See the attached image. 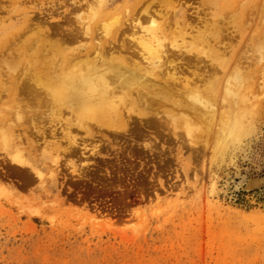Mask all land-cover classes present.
Here are the masks:
<instances>
[{
    "label": "rangeland",
    "instance_id": "374dc122",
    "mask_svg": "<svg viewBox=\"0 0 264 264\" xmlns=\"http://www.w3.org/2000/svg\"><path fill=\"white\" fill-rule=\"evenodd\" d=\"M74 1L81 7L74 9ZM93 1L0 0V58L18 56L24 44V57L33 68L40 66L41 54L30 40L40 39L37 22L51 21L46 11L53 5L58 7L53 23L61 19L57 24H64L71 11L72 18L77 13L97 28L115 15L133 10L131 19L156 8L171 15V35L179 42L192 39L182 38L179 22L184 27L189 21L191 26L206 22L211 28L218 23L225 45H233L237 57L254 68L256 80L241 91L247 101L238 106L253 111L245 118L247 131L220 149L214 132L219 119L213 132L192 135L186 123L168 125L170 117L160 113L154 128L136 119L127 132L93 125L88 136L75 127L72 135L81 145L71 155L56 149L58 139L63 147L68 142L62 138L63 123L50 124L53 107L46 93H39L46 99L39 103L47 112L42 110L43 123L56 128V136L48 128L43 139L31 133L29 117L26 129L18 122L20 93L13 104L10 92L2 91L0 264H264V50L259 46L264 0H101L102 14ZM107 14L108 22H102ZM23 70L20 66L18 74ZM6 111L11 116L2 121ZM15 125L13 132L9 128ZM198 127L203 130L207 123ZM17 156L24 164L14 163Z\"/></svg>",
    "mask_w": 264,
    "mask_h": 264
},
{
    "label": "bare ground",
    "instance_id": "6f19581e",
    "mask_svg": "<svg viewBox=\"0 0 264 264\" xmlns=\"http://www.w3.org/2000/svg\"><path fill=\"white\" fill-rule=\"evenodd\" d=\"M93 2L100 5L99 11L102 14L106 4H101V0ZM52 7L46 11L51 21L41 18L37 22L36 29L40 39L30 40L31 45L36 47L38 56L41 54L37 60L35 58L41 65L33 68L34 63L24 57L28 45L20 46L16 50V57L12 56L14 53H10L11 60L1 54L0 95L2 91L10 92L9 98L14 104L15 95L20 93V98L16 99L23 104L17 108L18 122L26 129L25 120L29 117L33 126L31 133L43 139H47V129L52 127L44 124L43 113L47 112L39 103L48 99L51 104L48 105L53 107L50 124L63 123L62 138L68 142V146L63 147V140L58 139L56 149L60 152L72 155L74 148L81 145L78 138L72 135L75 127L88 136L94 131L93 125L127 132L136 119L147 120L146 123L149 122V126L154 128L153 124L159 122L156 117L160 113L170 117L168 125L186 123L188 132L192 135L197 131L206 134L213 132L212 127L216 119H219V127L214 132L221 141L220 149L226 148L227 141L232 136L240 138L247 131L245 118L253 111L240 109L238 106L243 104L241 101H247V98H241V91L253 86L255 72L253 67H249L250 62L246 66L237 57L238 53L233 45H225L223 35L226 33L223 34L221 24L217 23L211 28L206 22L201 27L197 24L191 26L189 21L184 27L179 22L177 25L182 38L185 39L186 35L192 37L186 42H179L177 37L171 35L173 30L170 14L160 13L156 8L153 10L147 7L131 19L133 10L128 11L124 17L115 15L110 18L107 14L102 22H108V18L114 20L97 28L77 13L72 18L74 12L71 11L69 16H65L64 24H57L61 19L53 23L58 7ZM80 7L78 1H74V9ZM192 30L195 31L194 34ZM119 32L123 36L118 39ZM52 33H55V39H50ZM247 38L246 36V40ZM260 42L256 43H260L258 45L264 50V38ZM200 44L203 47H197ZM223 54H232V57H222ZM261 54L262 60L264 51ZM242 56L244 58L247 55ZM20 66L24 70L18 74ZM41 92L46 93L48 98L42 99ZM230 96L234 98H229ZM31 98L34 100H30ZM31 101H35L36 107L34 104L30 106ZM21 109H25V112ZM64 110L72 116L64 117ZM38 112L40 118L35 116L39 115ZM4 115L2 121L9 119L11 113L6 111ZM47 115H50V111ZM200 123H207V127L201 130L198 127ZM17 127L19 126L15 125L9 129L14 132ZM52 135L56 136V128L52 129ZM14 161L18 165L24 164L22 157L17 156ZM73 165L77 167L75 163Z\"/></svg>",
    "mask_w": 264,
    "mask_h": 264
}]
</instances>
